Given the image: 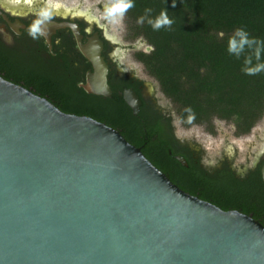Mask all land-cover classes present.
Segmentation results:
<instances>
[{
	"label": "water",
	"instance_id": "water-1",
	"mask_svg": "<svg viewBox=\"0 0 264 264\" xmlns=\"http://www.w3.org/2000/svg\"><path fill=\"white\" fill-rule=\"evenodd\" d=\"M65 25L47 23L48 42ZM72 29L92 66L82 87L110 98L101 39L82 44ZM123 100L138 112L133 90ZM0 264H264V225L184 191L117 129L0 75Z\"/></svg>",
	"mask_w": 264,
	"mask_h": 264
},
{
	"label": "trees",
	"instance_id": "trees-1",
	"mask_svg": "<svg viewBox=\"0 0 264 264\" xmlns=\"http://www.w3.org/2000/svg\"><path fill=\"white\" fill-rule=\"evenodd\" d=\"M133 3L135 6L124 17L126 37L133 40L141 37L152 46L151 51H138L135 56L174 105L180 124L202 125L215 134L213 121L219 119L232 122L236 135L250 132L264 116V72L245 74L244 59L251 51L246 48L239 57L230 54L228 39L239 28L249 37L264 42V0H133ZM146 8L151 9L147 15L152 18L166 9L173 20L171 27L154 31L147 20L137 23ZM261 60L264 61V50ZM1 72L65 113L90 116L117 129L188 193L224 210L251 212L264 225V199L259 205L248 207L238 197H249V186L238 189L226 178L204 181L197 172L184 168L168 154V144L159 137L157 126L132 114L115 89L110 98L89 94L66 77L60 63L23 55L0 43ZM193 114L194 119L189 122L188 117ZM199 189L200 194L196 195Z\"/></svg>",
	"mask_w": 264,
	"mask_h": 264
},
{
	"label": "flooded vegetation",
	"instance_id": "flooded-vegetation-1",
	"mask_svg": "<svg viewBox=\"0 0 264 264\" xmlns=\"http://www.w3.org/2000/svg\"><path fill=\"white\" fill-rule=\"evenodd\" d=\"M103 3L99 2L87 8H82L80 4L74 6L61 4L62 7L51 21L67 25L56 28L50 34L49 42L45 36L33 39L28 34L27 27L34 17L26 5H8L9 10L0 7V43L17 53L35 55L47 62L60 63L66 77L75 81L76 86L84 90L82 85L86 83L87 72L92 69V66L82 54L72 26L78 28L82 44L98 35L103 45L101 55L107 66V83L111 91L115 89L122 99L125 90H133L137 94L140 104L138 112L134 115H139L150 124L157 126L159 137L168 144V154L187 170L197 172L204 181L208 179L218 181L226 178L231 179L238 189L249 186L251 190L249 197L243 195L238 197V201L246 202L248 207L259 205V202L264 199V132L260 138L256 132L257 141L249 142L242 150H239L233 142L232 145L225 142L220 146L217 145L214 152L210 154L197 142L178 137L173 111L160 104L162 98L159 96L155 80L151 79L152 77L142 76L136 71L138 64L144 69L143 63L135 56L138 51L146 52L141 49L143 38L138 37L129 41L125 35H119L120 42H114L111 39L116 34L114 28L111 25L106 26V22L99 19L103 11ZM117 48L120 51L114 59L113 52ZM0 75L12 81L3 76L4 72ZM126 106L133 114L131 108L127 104ZM231 124L233 138L249 134L256 126L255 124L248 133L236 135L234 124ZM207 134L214 135L208 131ZM177 157L183 158L186 165H183ZM196 193V195L200 194V189ZM248 215L252 216V213Z\"/></svg>",
	"mask_w": 264,
	"mask_h": 264
},
{
	"label": "clouds",
	"instance_id": "clouds-1",
	"mask_svg": "<svg viewBox=\"0 0 264 264\" xmlns=\"http://www.w3.org/2000/svg\"><path fill=\"white\" fill-rule=\"evenodd\" d=\"M20 4L26 5L34 17L27 27V32L33 39L47 35L45 30L47 23L51 21L53 16L59 11V8L62 7L57 0H0V7H5V10H9L8 5ZM134 6L133 0H104L103 11L99 19L105 21L106 26L111 25L114 28L116 34L111 37L114 42H120L119 34L124 30V17L128 10ZM174 6L175 4H173ZM150 12L151 9L146 8L145 15L138 17L137 23L143 24L147 20V23L152 26L154 31L164 27H171L173 24V20L168 16L166 9L162 10L155 18L147 15ZM246 48L251 51V54L245 57L242 71L247 75H256L264 72V61L261 60L264 42L249 37L245 30L238 28L235 34L228 39V51L230 54L239 57ZM119 51V48L114 50V59ZM254 60L255 63L253 62ZM187 111L191 112V109H187ZM193 119L194 114L188 117L189 122Z\"/></svg>",
	"mask_w": 264,
	"mask_h": 264
},
{
	"label": "rangeland",
	"instance_id": "rangeland-1",
	"mask_svg": "<svg viewBox=\"0 0 264 264\" xmlns=\"http://www.w3.org/2000/svg\"><path fill=\"white\" fill-rule=\"evenodd\" d=\"M57 2H60L61 4H64L66 6H74L76 4H80L82 8H87V7L94 6L99 2H104V0H57ZM123 23H124V30L119 35L127 36V24L125 20L123 21ZM128 40L133 41V39H128ZM141 45H142L141 49L145 50L144 44H141ZM136 71L142 76L151 77L147 74L145 69H143V67L139 64L138 66H136ZM159 96H161L162 98L160 104L162 106L169 107L173 111L174 124H175V130H176L177 136L180 138L184 137L189 140H193L194 142H197L198 144L203 146V148H205V150H207L209 154L214 152L217 145L220 146L221 144H224L225 142L230 145H232V142H233V144H236L239 150H242V148L247 146L249 142L254 141V140L257 141L258 138L255 137L257 133L260 138L264 132V116L262 117L260 121H258L256 126L252 129V131L249 134L238 137V138L232 137V128H231L232 122L225 121V120L215 119L213 121L215 128H216V133L214 135H208L206 129H204V126L202 125H192L190 127H183L180 124L177 117L175 116V113L173 110L174 105L170 102L168 98L163 96L160 90H159Z\"/></svg>",
	"mask_w": 264,
	"mask_h": 264
}]
</instances>
